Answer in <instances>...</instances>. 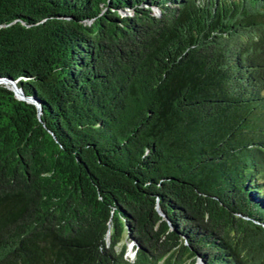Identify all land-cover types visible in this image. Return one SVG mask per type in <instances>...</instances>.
I'll list each match as a JSON object with an SVG mask.
<instances>
[{
	"label": "trees",
	"instance_id": "16d2710c",
	"mask_svg": "<svg viewBox=\"0 0 264 264\" xmlns=\"http://www.w3.org/2000/svg\"><path fill=\"white\" fill-rule=\"evenodd\" d=\"M1 79L0 264H264V0H0Z\"/></svg>",
	"mask_w": 264,
	"mask_h": 264
},
{
	"label": "water",
	"instance_id": "95a60500",
	"mask_svg": "<svg viewBox=\"0 0 264 264\" xmlns=\"http://www.w3.org/2000/svg\"><path fill=\"white\" fill-rule=\"evenodd\" d=\"M0 82H2L4 85H6L15 95L16 98L21 99V100H26L28 102H31L30 99L25 98L22 93L20 92V90L14 85L13 82L9 81V80H3L1 79Z\"/></svg>",
	"mask_w": 264,
	"mask_h": 264
},
{
	"label": "rangeland",
	"instance_id": "374dc122",
	"mask_svg": "<svg viewBox=\"0 0 264 264\" xmlns=\"http://www.w3.org/2000/svg\"><path fill=\"white\" fill-rule=\"evenodd\" d=\"M126 258L127 259H132L133 257V251L131 250V245L129 243H127V252H126ZM193 264H201L198 260H195V262Z\"/></svg>",
	"mask_w": 264,
	"mask_h": 264
}]
</instances>
